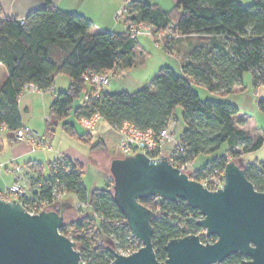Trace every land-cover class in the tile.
<instances>
[{
  "label": "trees",
  "instance_id": "trees-1",
  "mask_svg": "<svg viewBox=\"0 0 264 264\" xmlns=\"http://www.w3.org/2000/svg\"><path fill=\"white\" fill-rule=\"evenodd\" d=\"M125 4L121 21L123 31L93 30L92 22L75 12L60 10L51 0L30 11L24 18L6 16L0 9V127L16 132L24 129L18 109L19 95L25 85L47 91L59 74L69 79L67 88L57 92L48 107L47 130L61 125L70 136L91 149L104 147L99 140L91 142L92 133L78 123L81 117L100 115L111 127L128 121L155 133L174 119L180 108L184 128L178 142L190 163L200 154L213 156L193 173L199 174L207 165L224 167L229 159L242 160L246 178L258 191H264V159L244 161L243 155L261 147L264 138L252 139L240 128L238 108L223 98L242 85L243 75L251 74L254 87L264 86V0L242 4L237 0H177L169 9L144 0H122ZM119 21V18H117ZM151 26L150 36L167 52L180 50L181 73L161 66L151 81L135 91H103L93 98L87 94L92 73L130 69L136 53H143L138 35L130 27ZM186 41L187 48L180 49ZM194 84L202 85L215 97L201 98ZM240 88L239 91H242ZM264 112V95L257 100ZM223 146V152L215 154ZM105 148V147H104ZM123 157L119 151L111 153ZM49 163L45 176L42 164L27 161L33 173L30 186L39 184L35 197L52 203V190L63 186L78 200L86 201L91 213L79 214L65 222L60 232L76 242L82 264H109L110 240H123L129 233L122 211L112 194V178L102 188L87 191L83 181V162L61 155ZM67 168V169H66ZM150 208L152 244L159 261L166 257L164 246L171 238L196 233L200 218L197 209L183 199L169 200L157 196L140 199ZM60 202L52 208L60 209ZM214 237V236H212ZM201 241L207 242L201 236ZM234 255L223 264H237Z\"/></svg>",
  "mask_w": 264,
  "mask_h": 264
},
{
  "label": "water",
  "instance_id": "water-1",
  "mask_svg": "<svg viewBox=\"0 0 264 264\" xmlns=\"http://www.w3.org/2000/svg\"><path fill=\"white\" fill-rule=\"evenodd\" d=\"M159 156L136 152L110 160L114 201L141 242L128 255L108 246L110 264H216L234 253L249 258L239 264H264V191L254 188L241 165L226 162L222 186L209 190ZM151 196L183 199L198 210L196 224L205 236L215 240L203 242L197 234L171 238L164 246L165 259L159 261L152 244L155 213L140 201ZM64 210L30 213L18 201L0 198V264H80L76 242L60 232Z\"/></svg>",
  "mask_w": 264,
  "mask_h": 264
},
{
  "label": "rangeland",
  "instance_id": "rangeland-1",
  "mask_svg": "<svg viewBox=\"0 0 264 264\" xmlns=\"http://www.w3.org/2000/svg\"><path fill=\"white\" fill-rule=\"evenodd\" d=\"M148 3L158 4L163 9H168L174 2V0H144ZM242 4H249L253 0H237ZM124 1L122 2L121 7L115 12V19L120 18L124 15ZM122 22V21H121ZM119 26V25H117ZM125 26V25H124ZM138 40L140 45L143 48V53H136L135 56V64L132 68L126 70H118L115 75H110V81H114L113 87L117 90H127V91H135L145 84L151 81V78L157 73L158 69L161 66H169L175 72L181 73L180 63L178 59V53H181L180 50L176 48L173 52H167L164 50L162 43H155L154 39L145 32H139ZM187 42L183 41L180 43V49L184 50V46ZM178 51V53L176 52ZM112 74L113 71H108ZM61 77H65L63 74ZM61 79V80H60ZM63 78H58V82L54 90L55 92H60L65 90L67 84L62 82ZM112 79V80H111ZM88 83V90L91 95L94 93L93 84L90 83V79ZM110 84V83H109ZM108 84V85H109ZM238 88L230 93H228L223 99L227 102L235 105L239 110V120H241L239 127L249 132L252 139H255L258 135H262L264 138V112H261L257 108V100L264 95V86L254 87L251 80V74L249 72L244 73L242 85L237 86ZM106 86L103 91H105ZM194 88L198 92L201 98L206 97H215L209 90H207L204 86L194 84ZM240 88H243L242 91H239ZM22 93V94H21ZM20 94V114L22 121L26 122L29 126L34 128L35 123L38 121L39 113L42 112V108L40 107V97L37 96L33 92L22 91ZM30 93V94H28ZM32 93V94H31ZM100 93L99 95H101ZM97 95V96H99ZM54 94L51 92L45 93V99L52 100ZM86 97V94L83 95L82 98L77 100L81 102ZM95 96H90L89 98H93ZM87 99V98H86ZM33 102H37L33 105ZM30 105L31 113L28 115L24 110V105ZM39 107V108H38ZM34 109V110H33ZM34 111V112H33ZM33 112V113H32ZM34 114L35 116H31ZM96 115V114H94ZM93 116V115H92ZM97 117L94 119L93 124L90 128H86L92 130L94 128L93 141H96L98 138L102 137L106 139L107 146L109 149L107 150L104 147H97L95 149H91L86 143L79 141L77 138L70 136L66 133L60 124L54 127V131L52 134L47 133L46 139L47 142L42 140L46 146H49L50 149L46 150L38 148L36 150H32L29 141L25 140V138H17L16 132L12 135V141L9 138H6L4 135L1 136V143L3 147H0V163H4L8 165V167L12 168L13 165H19L22 173L24 172V168L22 167L24 164L23 159H17L16 157L12 159H8L10 156H15L17 154H25L28 155V158L35 159L42 164V170L44 175L49 174V163L51 162V166L55 157L59 154L58 152L67 153L71 157H77L78 159L83 161L84 164V173L82 177L83 184L87 191L92 190L93 188H102L106 184L110 182L111 176L109 174V163L111 160V153L117 152L118 142L117 136V127H113L112 130L103 120H99L100 115H96ZM175 117L177 118L176 124L174 126L173 137L176 140L175 135L178 137L182 129L184 128V122L181 118L180 108L177 107L175 110ZM46 121L49 120V115H46ZM79 120V119H78ZM97 120L99 122H97ZM97 122V124H96ZM80 123V122H79ZM96 124V125H95ZM122 125V123H121ZM41 127H44V123L40 124ZM47 128V125L45 126ZM85 129V128H84ZM25 133L34 134L32 131H28L26 129H21ZM50 136H49V135ZM35 135V134H34ZM41 136V133H40ZM119 139V136H118ZM118 141V140H117ZM93 144H96L92 142ZM116 146V147H115ZM116 148V149H115ZM111 150V151H110ZM115 150V151H114ZM223 152V146L215 153L220 154ZM212 154H200L198 155L192 162L191 168H199L206 160L210 159ZM27 158V157H26ZM244 161H261L264 159V141L261 147L254 151L247 152L243 155ZM8 159V160H6ZM27 160V159H26ZM234 160L238 164H242V160L238 159H229ZM7 167V166H6ZM5 167V168H6ZM53 167V166H52ZM4 168V169H5ZM56 168V167H55ZM67 169V168H66ZM2 171V170H1ZM67 199H62L60 204L65 207L64 210V220L68 222L71 219L78 217L79 214L91 213V208L87 204L86 201L78 200V198L72 194L67 193L65 195ZM52 208V206L50 207ZM47 208V209H50ZM108 246L114 247L115 241L108 240L106 241ZM82 264V263H81Z\"/></svg>",
  "mask_w": 264,
  "mask_h": 264
},
{
  "label": "built area",
  "instance_id": "built-area-1",
  "mask_svg": "<svg viewBox=\"0 0 264 264\" xmlns=\"http://www.w3.org/2000/svg\"><path fill=\"white\" fill-rule=\"evenodd\" d=\"M139 32L150 34L151 26L139 25L137 27H130V33L132 36L137 35ZM110 75V72L92 73L89 79L90 83L93 84L94 93L91 95V93L88 94V92L85 98L97 96L102 93L104 87L110 82ZM23 91H37V88L32 84H28L24 86ZM96 115L89 118L81 117L78 120V123L80 122L79 125L85 129L90 128L93 121H95L94 119L97 117ZM174 126V119H170L165 127L155 133L151 129H141L131 122L124 121L122 125L117 127L119 136L117 145L118 151L122 154V156L132 155L136 152L145 153L151 158H158L160 157L159 155L165 156L172 165L178 167L181 171L186 172L190 178L199 181L202 186L207 189L215 190L221 187L224 182V167L207 165L206 168L199 174H195L193 173L194 170L191 169L190 162L180 160V157L184 155V151L182 145L173 137ZM16 136L17 138H25V140L29 141L32 150H36L38 148H46V150L50 149V147L42 143L36 135L30 134L29 132L25 133L22 130H18L16 131ZM166 143H172L171 148L168 150L164 148ZM6 166L7 165L4 163H0V171ZM52 166L53 168L56 167L54 163H52ZM11 170L15 174V180L9 186L0 191V198L4 200L18 201L30 213H37L40 210L50 208L53 203L60 202L64 199L65 195L68 193L63 186L54 188L52 190L53 201L49 204L47 201L33 195V191L38 188L39 184L34 186L32 190L28 192L25 191L23 182L20 179L23 174L19 165H13ZM188 234H197L200 237L203 236L206 241L212 242L211 239L208 240L207 236H205V230L203 228L196 233ZM114 241L115 245L113 248L116 252L123 255H128L136 251L141 246V242L131 234L130 230L129 233L125 235L123 240ZM112 258L113 257L111 255L110 262L112 261ZM81 263L82 262L80 261V264Z\"/></svg>",
  "mask_w": 264,
  "mask_h": 264
},
{
  "label": "crops",
  "instance_id": "crops-1",
  "mask_svg": "<svg viewBox=\"0 0 264 264\" xmlns=\"http://www.w3.org/2000/svg\"><path fill=\"white\" fill-rule=\"evenodd\" d=\"M51 1H52L53 5L58 7L60 10L75 12V13L80 14V15L84 16L85 18L89 19L93 24V30H105V31H111V32H120V31H123L125 28L124 24L121 21H118L115 19V12L121 7L122 2H123L122 0H51ZM176 1L177 0H174L173 4L169 8H171L175 4ZM42 5H43L42 0H0L1 13L6 15V16L16 17L18 19L24 18L30 11L41 7ZM117 25H119V26H117ZM187 46H188V43L185 44L184 48H187ZM1 68H2V66L0 63V69ZM62 75L63 74H59L55 77L53 86L50 89H48L47 91H44V92L38 91V90L37 91H27V92H33L37 96L40 97V101H41L40 107L42 108V112L39 113L38 121H37V123H35V126H33L34 128H32L31 126L26 124V122L22 121V119H21L23 127H24V129H26L28 131L34 132V134L41 141L43 140L46 143H48V142H47L45 135H47L48 130L45 127L46 123H47L45 118H46V115L48 114V107H49L51 101L53 100V98L55 97V94H56L54 87L58 82H60V81H58V78H63L62 82L64 83V85H65V82H66L67 86L69 84L68 77L66 75H65V77H61ZM0 81H1V78H0ZM113 82L112 81L109 82L110 84L106 86L105 91H118L116 88L113 87V84H114ZM67 86H66V88H67ZM237 88L238 87H236L235 90ZM46 92H51L54 94V97L52 98V100L45 99V93ZM28 94H30V93H28ZM20 95H19V100H18V109L20 108L19 107ZM35 103H37V102H33V105ZM23 110L29 115L31 113L30 105L29 106H28V104L24 105ZM19 113H20V109H19ZM20 116H21V114H20ZM31 116L33 117L35 115L31 114ZM99 120H103V119L100 117ZM97 122H99V121L97 120ZM97 122H96V124H97ZM103 122H105L112 130H114V128L111 127L105 120H103ZM42 123H44V127L40 126V124H42ZM94 128H95V126H94ZM94 128L91 130L92 135H93L92 131L94 130ZM13 133L14 132L8 131L6 126L0 127V147L1 148L3 147L2 143H1V136L4 135L6 138H9V140L12 141ZM40 133H41V136H40ZM116 136H117V140H118V135H116ZM179 136H180V134H179ZM179 136L177 137L175 135L176 140L179 139ZM93 139H94V135L92 136L91 142L97 143L99 140H101L104 142L105 148L107 150L109 149V146H107V144H106L107 143L106 139H103L102 137L98 138L96 141H93ZM117 140H116V142H118ZM171 146H172V143H166L164 145V148L168 150L171 148ZM57 154H59V155H57L55 158H57L61 155H65V156H68L72 159H77V160L83 162L82 160L78 159L77 157H71L67 153L58 152ZM14 157H16L17 159H23L22 164H25L27 161H35V162L40 163L39 161H37L35 159L28 158V155H25L22 153L17 154L15 156H10L8 159H12ZM8 159H6V160H8ZM1 161H4V160H0V162ZM191 165H192V163H191ZM22 167L23 168L25 167L24 168L25 170L22 173L23 175H21L20 179L23 182L25 191L28 192V191L32 190V188H33L30 186V180H29V177H31L33 175V173L30 169H27V167L25 165H23ZM191 169L196 170L198 168H196V169L191 168ZM45 176H47V175H45ZM14 180H15V174L13 173L11 168L8 167V165H7V167L5 169L0 171V191L3 190L5 187L9 186ZM65 199H67V198L65 197Z\"/></svg>",
  "mask_w": 264,
  "mask_h": 264
},
{
  "label": "flooded vegetation",
  "instance_id": "flooded-vegetation-1",
  "mask_svg": "<svg viewBox=\"0 0 264 264\" xmlns=\"http://www.w3.org/2000/svg\"><path fill=\"white\" fill-rule=\"evenodd\" d=\"M212 236H214V235H209V236H207V239H208V240L211 239V241H214V240H215V236H214V237H212ZM231 255H234L235 257H237V259H238L237 264H239L240 261L243 260V259H249L248 257H244V256H242V255L239 254V253H234V254H231ZM229 256H230V255H229ZM226 258H227V257H226ZM226 258H225V259H226ZM225 259H224V260H225ZM224 260H223V261H224ZM223 261L220 262V263H216V264H223Z\"/></svg>",
  "mask_w": 264,
  "mask_h": 264
}]
</instances>
